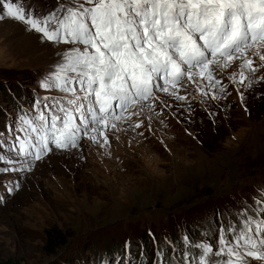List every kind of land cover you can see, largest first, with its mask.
<instances>
[{
    "label": "rangeland",
    "instance_id": "rangeland-1",
    "mask_svg": "<svg viewBox=\"0 0 264 264\" xmlns=\"http://www.w3.org/2000/svg\"><path fill=\"white\" fill-rule=\"evenodd\" d=\"M19 2L43 18L71 0ZM72 47L0 19V140L7 141L0 154L17 161H0V169H19L0 172V261L198 264L196 246L215 249L220 225L242 223L245 206L264 192V67L250 56L257 71L245 73L250 78L243 83L236 60L215 74L220 84L178 87L184 100L158 92L151 101L155 114L145 109L113 120L117 127L108 129L107 144L98 126L87 137L81 133L76 148L52 147L39 161L16 156L9 151L15 146L11 128L31 142L36 134L20 131V117H51L44 108L51 100L43 98L65 94L41 83ZM25 147L35 151L30 143ZM46 232L61 242L52 254L44 250Z\"/></svg>",
    "mask_w": 264,
    "mask_h": 264
},
{
    "label": "snow or ice",
    "instance_id": "snow-or-ice-1",
    "mask_svg": "<svg viewBox=\"0 0 264 264\" xmlns=\"http://www.w3.org/2000/svg\"><path fill=\"white\" fill-rule=\"evenodd\" d=\"M5 18L25 24L26 30L49 42L74 45L41 83L65 94L61 99L43 98L51 100L44 104L51 117L44 112L34 119L20 117V131L36 134L31 142L11 128L15 146L9 151L37 161L52 147H78L81 133L87 137L88 130L98 131V126L107 144L108 129L117 127L113 120H130L145 109L155 114L151 101L159 99L158 92L184 100L176 94L178 87L200 80L220 84L215 74L236 60L242 61L243 83L250 78L245 73L257 71L250 56L264 67V0H71L58 3L56 11L43 18L19 0H0V19ZM88 138L97 142L95 136ZM6 142L0 140V148ZM29 143L34 152L25 147ZM0 161L17 162L3 154ZM12 171L19 169H0ZM241 217L242 223L220 225L215 249L211 243L196 246L198 264H250L248 258L264 262V192L245 206ZM188 264L194 262L189 259Z\"/></svg>",
    "mask_w": 264,
    "mask_h": 264
},
{
    "label": "trees",
    "instance_id": "trees-1",
    "mask_svg": "<svg viewBox=\"0 0 264 264\" xmlns=\"http://www.w3.org/2000/svg\"><path fill=\"white\" fill-rule=\"evenodd\" d=\"M46 247L44 248V250L46 251L47 254H52L54 251V249L59 246L61 244V242H58V238H56L55 236L49 234L48 232H46ZM51 240H53V242H51ZM0 264H14L13 262H11L10 260H6V261H0Z\"/></svg>",
    "mask_w": 264,
    "mask_h": 264
}]
</instances>
